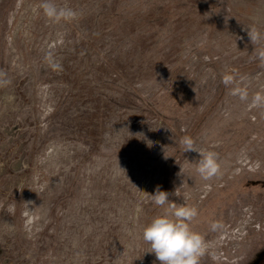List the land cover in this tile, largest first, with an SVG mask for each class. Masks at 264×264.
<instances>
[{"label": "rangeland", "instance_id": "obj_1", "mask_svg": "<svg viewBox=\"0 0 264 264\" xmlns=\"http://www.w3.org/2000/svg\"><path fill=\"white\" fill-rule=\"evenodd\" d=\"M261 47L264 0H0V264H160L142 232L171 204L199 264H264Z\"/></svg>", "mask_w": 264, "mask_h": 264}, {"label": "clouds", "instance_id": "obj_2", "mask_svg": "<svg viewBox=\"0 0 264 264\" xmlns=\"http://www.w3.org/2000/svg\"><path fill=\"white\" fill-rule=\"evenodd\" d=\"M42 7L46 15L53 19L71 18L75 15L72 9L57 8L49 2H45ZM249 36L253 44L258 43L261 39L255 29L249 31ZM256 57L264 62V47L257 51ZM231 82V76L224 77L226 85ZM231 94L238 96L241 101L248 99V93L244 88L236 87ZM251 105L264 107V94L255 95L251 100ZM180 143L184 152L196 151L199 153L200 158L197 162L196 172L203 180H210L220 174L217 153L197 149L193 138L187 135L182 137ZM152 195L153 202L157 206L163 207L169 202V193L166 191L157 189ZM170 207L172 209L170 213L165 212L154 216L143 228L142 238L150 244L148 252L154 253L160 264H199L200 258L206 254L208 245L203 237L190 227L191 222L198 215L197 209L184 205L178 207L176 204H171ZM7 211L9 214H14L15 205L10 204Z\"/></svg>", "mask_w": 264, "mask_h": 264}]
</instances>
